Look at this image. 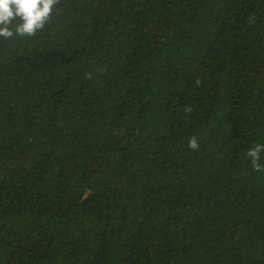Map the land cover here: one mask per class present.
Returning <instances> with one entry per match:
<instances>
[{
	"label": "trees",
	"instance_id": "1",
	"mask_svg": "<svg viewBox=\"0 0 264 264\" xmlns=\"http://www.w3.org/2000/svg\"><path fill=\"white\" fill-rule=\"evenodd\" d=\"M257 144L264 0H56L0 37V264H264Z\"/></svg>",
	"mask_w": 264,
	"mask_h": 264
},
{
	"label": "clouds",
	"instance_id": "2",
	"mask_svg": "<svg viewBox=\"0 0 264 264\" xmlns=\"http://www.w3.org/2000/svg\"><path fill=\"white\" fill-rule=\"evenodd\" d=\"M55 2L56 0H0V37L34 35L44 27ZM189 147H198L195 138L189 140ZM262 150L264 145L257 144L247 152L255 168L260 167L258 160Z\"/></svg>",
	"mask_w": 264,
	"mask_h": 264
}]
</instances>
